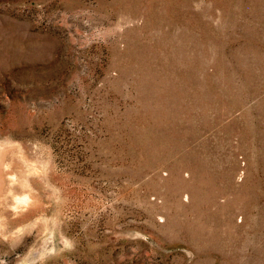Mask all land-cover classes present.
<instances>
[{"label":"rangeland","instance_id":"rangeland-1","mask_svg":"<svg viewBox=\"0 0 264 264\" xmlns=\"http://www.w3.org/2000/svg\"><path fill=\"white\" fill-rule=\"evenodd\" d=\"M0 146V264H264V0H0Z\"/></svg>","mask_w":264,"mask_h":264},{"label":"bare ground","instance_id":"bare-ground-1","mask_svg":"<svg viewBox=\"0 0 264 264\" xmlns=\"http://www.w3.org/2000/svg\"><path fill=\"white\" fill-rule=\"evenodd\" d=\"M1 149H2V146H0V151H1ZM27 200H28V196L25 195V196H22V197L18 198L17 199V203H20V204L26 203ZM28 203H29V201H28Z\"/></svg>","mask_w":264,"mask_h":264}]
</instances>
